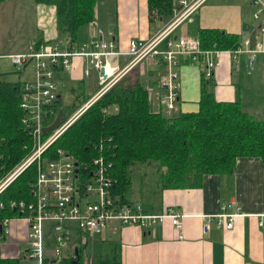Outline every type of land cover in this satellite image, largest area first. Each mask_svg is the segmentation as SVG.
<instances>
[{
  "label": "built area",
  "instance_id": "built-area-1",
  "mask_svg": "<svg viewBox=\"0 0 264 264\" xmlns=\"http://www.w3.org/2000/svg\"><path fill=\"white\" fill-rule=\"evenodd\" d=\"M205 1L173 0L171 22L149 39H130L126 51H117L113 33L94 23L93 35L79 43H74L69 37L65 41L41 39L31 41L23 52L0 54V59H9L24 75L22 80H17L22 112L20 124L29 138L27 156L0 177V194L25 169L31 166L35 169L28 186L29 200H10L7 205L0 202L1 209L7 206L15 212L12 216L0 217L1 246L18 241H14L11 235L14 223L25 225L22 241L9 245L17 247L14 255L21 264H50L64 257H73L75 248L82 250L86 246V238L103 233L113 223L152 232L157 225L168 220L177 231V238H183L185 214L170 208L160 213L149 212L139 201H123L115 191L116 182L110 175L109 163L102 155L80 163L74 155L61 148L49 150L81 114L139 63L157 59L165 63L164 79L159 85L162 91L158 97V111L167 117L180 110L178 65L182 59L200 68L201 79L212 80L221 50L202 49L197 39L173 35V31ZM249 3L254 7L253 20L263 28L264 0H249ZM153 15L156 16L157 11ZM249 45L250 40L244 37L232 52L247 49L252 60L260 46L252 50ZM122 54L128 55L130 60L115 73L116 70L108 67V57ZM76 58L84 60L82 78H91L94 72L99 88L71 115L63 113V122L57 128L44 132L59 111L57 102L61 95L57 74L64 82ZM101 69H104L105 78L100 74ZM239 210L233 201L222 204L216 214L202 216L205 228L214 222L223 230H231L237 217L242 215ZM262 224L260 221L259 225ZM73 232L79 233V245L74 247L71 245ZM22 242L26 243L25 247L20 244ZM66 249L69 251L64 253ZM87 263L91 264V259Z\"/></svg>",
  "mask_w": 264,
  "mask_h": 264
},
{
  "label": "crops",
  "instance_id": "crops-1",
  "mask_svg": "<svg viewBox=\"0 0 264 264\" xmlns=\"http://www.w3.org/2000/svg\"><path fill=\"white\" fill-rule=\"evenodd\" d=\"M251 7L249 0H206L173 31V35L199 41V28L220 29L237 34L240 43L244 37L248 38L249 49L260 46L252 60L247 49L237 53L230 49L221 50L212 89L216 100H239L245 111L257 120H264V27L256 25ZM94 19L95 24L113 33L115 49L119 52L126 51L130 39H149L164 26L161 27L164 22L161 18L150 17L148 0H97ZM185 22L197 23L196 35L186 34L185 28H181ZM93 32L94 26L83 31L86 39ZM44 35L45 39L56 38V27L44 31ZM129 60L128 55L109 56L108 67L117 73ZM83 67V59H74L71 74L67 76L66 73L64 85L82 81ZM200 71L186 59L178 65L181 112L198 108ZM164 74L165 67L157 59L139 63L121 79L132 75L134 83L144 84L149 91L151 107L158 110V97L162 91L159 85ZM94 80L96 77L92 78ZM153 194L155 197L147 196L142 205L149 212L160 213L170 208L185 214L183 238H177V231L168 220L157 225L152 232L113 223L107 230L106 240L111 238L109 241L120 245L122 264H264V162L260 158H239L232 172L206 174L193 188L162 190L157 183ZM230 201L242 213L234 227L226 231L211 222L205 228L202 216L216 214L222 204ZM260 221L262 225H259ZM24 230L22 222L14 223L11 235L14 241H18L9 245L22 241Z\"/></svg>",
  "mask_w": 264,
  "mask_h": 264
},
{
  "label": "trees",
  "instance_id": "trees-1",
  "mask_svg": "<svg viewBox=\"0 0 264 264\" xmlns=\"http://www.w3.org/2000/svg\"><path fill=\"white\" fill-rule=\"evenodd\" d=\"M172 1L148 0L150 17L156 10V18L169 19ZM35 2L55 5L58 35L65 34L74 43L84 41L83 31L94 26L97 0ZM198 32L202 49L234 50L241 44L237 34L220 29L199 28ZM161 63L165 67V63ZM3 74L0 75V177L27 156L29 145V138L20 124V83ZM122 79L81 114L49 151L61 148L80 163L102 155L116 182L115 191L123 201H130L132 167L145 162L157 163L162 190L193 188L206 174L230 173L239 158L255 157L264 162V120H257L245 111L239 100H216L212 80L201 79L196 111L179 110L167 117L151 107L149 91L144 84L137 81L123 85ZM91 84L93 90L99 88L95 80ZM60 103L61 99L57 109ZM114 106L117 110L111 111ZM34 175V166L25 169L0 194V202L7 205L10 200H29L28 186ZM14 214L12 208H0V217ZM110 244L112 249L105 248L99 264H122L120 245ZM81 251L78 248V257L73 253V257L50 264H89L83 260ZM0 264H21V261L7 254L6 247L0 245Z\"/></svg>",
  "mask_w": 264,
  "mask_h": 264
},
{
  "label": "rangeland",
  "instance_id": "rangeland-1",
  "mask_svg": "<svg viewBox=\"0 0 264 264\" xmlns=\"http://www.w3.org/2000/svg\"><path fill=\"white\" fill-rule=\"evenodd\" d=\"M251 8L254 7L252 6ZM154 11L156 12V10L152 11V17L156 18L153 15ZM55 12V5L38 4L35 0H6L0 3V52L7 54L23 52L31 41L45 39L44 31H49V29L56 27ZM172 18L170 16L169 19L164 20L161 27L164 25L162 28H165ZM181 28H185L186 34L192 37L197 33L196 22L192 24L191 22H188V24L185 22ZM56 31L58 35L57 28ZM56 38L65 41L68 37L65 34H60ZM0 69L4 73L3 76L9 80H22L24 78V75L21 74L22 71L13 66L9 59H0ZM91 76V78L84 79L83 82L74 81L64 85L63 78L57 74L59 94L61 95L60 108L65 116L71 115L82 104L85 97L91 96L94 93L95 89L93 90V85L90 83L95 73L92 72ZM131 76L125 77L122 80L123 85L134 84V79ZM80 78H82V71ZM151 87L152 85H150ZM113 109L117 110V106L112 107L111 111ZM131 178V193L128 196L130 200L139 201L144 204L147 196H150V198L155 197L153 193L156 191L157 183L159 184L156 162H145L132 167ZM108 229L110 227L103 233L93 237L86 238L82 236L87 240L86 246L81 251L84 261L89 262V259H91V264H99L100 255L102 252L104 254L105 248L107 251L112 249L110 244L112 242L109 241L111 238L106 240L109 233ZM115 229L118 230L119 228ZM78 241L79 233L73 232L71 245L73 247L79 245ZM20 244L23 247L26 246L24 242ZM68 251L69 249H66L64 253ZM6 253L10 255L16 254L17 247H7Z\"/></svg>",
  "mask_w": 264,
  "mask_h": 264
},
{
  "label": "water",
  "instance_id": "water-1",
  "mask_svg": "<svg viewBox=\"0 0 264 264\" xmlns=\"http://www.w3.org/2000/svg\"><path fill=\"white\" fill-rule=\"evenodd\" d=\"M100 74L103 76V78H105L104 69L100 70ZM62 122H63V111H62V109H59V111L57 112L56 118L54 119V121L49 126L44 128V132H50V131L54 130ZM74 255L78 257V255H79L78 248H75Z\"/></svg>",
  "mask_w": 264,
  "mask_h": 264
}]
</instances>
